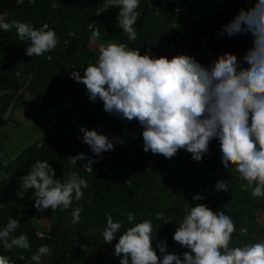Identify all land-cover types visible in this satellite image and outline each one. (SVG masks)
Segmentation results:
<instances>
[{
	"label": "trees",
	"instance_id": "1",
	"mask_svg": "<svg viewBox=\"0 0 264 264\" xmlns=\"http://www.w3.org/2000/svg\"><path fill=\"white\" fill-rule=\"evenodd\" d=\"M50 2L35 0L29 5L24 0L17 5L15 0H0V13H7L5 22L15 19L36 28L47 24L57 37L56 46L49 52L28 56V45L18 39L15 28L0 31V117L15 89L24 86L33 74L26 92L44 103L40 111L45 131L16 159L0 167V226L9 217L16 218L20 225L10 238L23 233L29 239L28 249L13 247L9 252L0 246V254L8 256L10 264H32L30 256L40 245H47L49 253L42 255L40 264H119L120 256L114 254L117 238L106 243L101 233L106 215L110 214L114 222H121L118 237L131 226L127 221L131 212L133 224L151 221L152 246L158 259L162 258L157 248L160 243L166 246V252L182 258L188 249L172 236L186 209L198 203L214 213L223 211L232 219L234 231L229 247L264 239V213H259L264 211V196L253 197L251 189L241 187L237 173L224 170L216 139L209 142L208 152L200 161H194L184 149H178L171 158L145 152L143 129L137 120L127 121L105 112L99 98L90 101L85 85L70 78L72 70L83 75L84 67L97 58L98 52L91 48L89 40L95 29L112 34L129 48H138L141 55L148 51L170 59L186 54L204 66L225 52L235 54L239 60L250 50V39L244 35L229 37L220 29L241 8L251 7L256 0H139L134 41H127L118 27L116 7L94 14L102 0H56V9L50 7ZM81 126L110 138L122 137L125 142L96 156L78 138L82 137ZM78 153H84L85 159L70 164V156ZM37 158L52 165L56 178L72 171L84 178L88 186L82 189L81 199L73 200L63 211L59 207L40 211L34 207L32 189L18 197L19 177ZM218 182H225L229 191L217 193ZM197 194L204 199L193 200ZM75 207L81 208L80 219L72 223ZM43 218L50 221L49 227L41 223Z\"/></svg>",
	"mask_w": 264,
	"mask_h": 264
},
{
	"label": "clouds",
	"instance_id": "2",
	"mask_svg": "<svg viewBox=\"0 0 264 264\" xmlns=\"http://www.w3.org/2000/svg\"><path fill=\"white\" fill-rule=\"evenodd\" d=\"M23 3L24 0H15L17 5ZM27 3L34 4L35 0ZM138 4L139 0H102L94 14L116 7L118 27L127 41H134L137 37L134 25L140 15ZM50 7H58L56 0H51ZM6 15L0 13V31L15 28L18 39L28 45L25 55L40 56L56 46L57 37L49 25L36 28L30 22L15 19L5 22ZM220 32L229 37L247 36L250 50L239 60L235 54L225 52L204 66L190 55L178 54L170 59L148 51L141 55L138 48L109 40L99 46L97 58L84 67L83 75L72 70L70 78L85 85L90 101L99 98L105 112L127 121L137 120L143 129L145 152L150 150L171 158L178 149H184L194 161H200L208 152L209 142L216 139L224 170L237 173L241 187L251 189L253 197H261L264 196V0L241 8L230 22L222 25ZM99 36V29L92 30L89 40ZM79 132L82 137L78 138L96 156L125 142L122 137L110 138L83 126ZM84 159L85 154L78 153L70 156L69 163L75 165ZM7 163L5 153L0 152V167ZM18 182L16 195L22 198L32 189L34 207L40 211L49 207L53 211L58 207L61 211L68 209L73 200L81 199L82 189L88 186L75 171L56 178L52 165L39 158ZM215 191L227 193L229 187L218 182ZM192 199L200 201L204 197L197 194ZM80 212V207L72 210V223L79 221ZM133 220L129 212L127 221L131 226L117 237L121 222L106 215L102 240L108 243L117 238L114 254L120 256L119 264H264V239L229 247L234 231L232 219L223 211L214 213L205 204L187 208L173 233L172 239L188 249L182 258L166 252V246L160 243L157 248L162 258L158 259L152 246L151 221L133 224ZM19 225L18 219L9 217L0 226V246L9 252L13 247L29 248L25 234L10 238ZM48 253L49 247L40 245L30 261L40 264L42 255ZM0 264H10L9 257L0 254Z\"/></svg>",
	"mask_w": 264,
	"mask_h": 264
},
{
	"label": "rangeland",
	"instance_id": "3",
	"mask_svg": "<svg viewBox=\"0 0 264 264\" xmlns=\"http://www.w3.org/2000/svg\"><path fill=\"white\" fill-rule=\"evenodd\" d=\"M109 40L117 41L112 34L100 31V36L91 41L90 46L98 52L99 46L106 44ZM23 99L26 102L18 101L9 121L3 126L0 125V152H4L8 156V163L16 159L29 145L45 134L41 125L42 116L40 111V107L44 103L33 97L29 92L24 93ZM259 213H264V211ZM41 223L47 227L50 226V221L46 218L41 219ZM40 234L43 235V233ZM84 246L86 247V244ZM170 251L173 252L174 248L172 247Z\"/></svg>",
	"mask_w": 264,
	"mask_h": 264
},
{
	"label": "water",
	"instance_id": "4",
	"mask_svg": "<svg viewBox=\"0 0 264 264\" xmlns=\"http://www.w3.org/2000/svg\"><path fill=\"white\" fill-rule=\"evenodd\" d=\"M32 78H33V74H31V76L29 77V79L27 80V82L25 83L24 86H22L20 88L18 87L15 89L16 92H15L14 96L10 100L5 112L0 117V125L1 126L5 125L7 123V121H9L11 114H12L14 108L16 107V104L18 103L19 100H22L24 93L26 92V90L30 86Z\"/></svg>",
	"mask_w": 264,
	"mask_h": 264
},
{
	"label": "built area",
	"instance_id": "5",
	"mask_svg": "<svg viewBox=\"0 0 264 264\" xmlns=\"http://www.w3.org/2000/svg\"><path fill=\"white\" fill-rule=\"evenodd\" d=\"M169 48L173 51V46L172 45H169ZM83 247H85V246H83Z\"/></svg>",
	"mask_w": 264,
	"mask_h": 264
},
{
	"label": "crops",
	"instance_id": "6",
	"mask_svg": "<svg viewBox=\"0 0 264 264\" xmlns=\"http://www.w3.org/2000/svg\"><path fill=\"white\" fill-rule=\"evenodd\" d=\"M264 217V215H262Z\"/></svg>",
	"mask_w": 264,
	"mask_h": 264
}]
</instances>
